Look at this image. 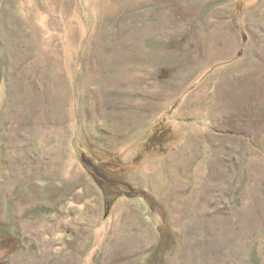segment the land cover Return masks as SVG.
<instances>
[{"label":"rangeland","instance_id":"1","mask_svg":"<svg viewBox=\"0 0 264 264\" xmlns=\"http://www.w3.org/2000/svg\"><path fill=\"white\" fill-rule=\"evenodd\" d=\"M0 264H264V0H0Z\"/></svg>","mask_w":264,"mask_h":264},{"label":"trees","instance_id":"2","mask_svg":"<svg viewBox=\"0 0 264 264\" xmlns=\"http://www.w3.org/2000/svg\"><path fill=\"white\" fill-rule=\"evenodd\" d=\"M85 159H88V158L85 157ZM109 164H110L109 165L110 168H114L113 167L114 166L113 164H111V163H109ZM115 167H117V166H115ZM101 176L102 175H100V177ZM104 177L105 176H102L103 179H104ZM105 179L110 182V184H108L109 186H111L112 184H114L113 186H118V187L123 186L124 188H126V186H128V188H129L128 190L130 191L129 193H131L132 195L137 196L139 198H143L145 196V194L147 193V192H145L144 189L137 188V187H135L133 185H130V184H128L127 182L123 181L120 178H118V179L117 178L111 179V178H109V177L106 176ZM120 180H122V181H120Z\"/></svg>","mask_w":264,"mask_h":264}]
</instances>
